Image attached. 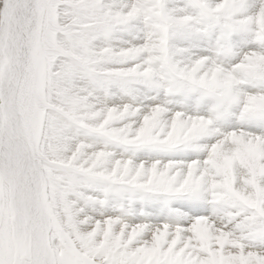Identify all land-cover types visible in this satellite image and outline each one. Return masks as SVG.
<instances>
[{
    "label": "snow or ice",
    "instance_id": "6c2138e0",
    "mask_svg": "<svg viewBox=\"0 0 264 264\" xmlns=\"http://www.w3.org/2000/svg\"><path fill=\"white\" fill-rule=\"evenodd\" d=\"M0 264H264V0H0Z\"/></svg>",
    "mask_w": 264,
    "mask_h": 264
}]
</instances>
